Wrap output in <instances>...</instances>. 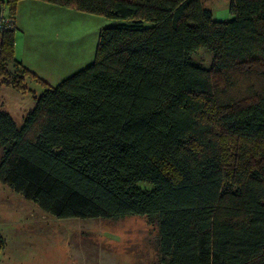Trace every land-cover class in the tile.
Returning <instances> with one entry per match:
<instances>
[{"label":"trees","instance_id":"16d2710c","mask_svg":"<svg viewBox=\"0 0 264 264\" xmlns=\"http://www.w3.org/2000/svg\"><path fill=\"white\" fill-rule=\"evenodd\" d=\"M19 1L0 0V85L43 92L19 124L0 107V183L56 218H155L164 264H264V0L228 21L201 0H40L117 20L54 86L15 57Z\"/></svg>","mask_w":264,"mask_h":264},{"label":"rangeland","instance_id":"374dc122","mask_svg":"<svg viewBox=\"0 0 264 264\" xmlns=\"http://www.w3.org/2000/svg\"><path fill=\"white\" fill-rule=\"evenodd\" d=\"M201 2L204 7L211 10L213 18L217 21H228L233 17L228 9L229 0ZM62 8L60 13L53 15L56 18L53 25L48 26L52 34L55 32L54 29H57L54 43L55 50L59 53L55 55L57 58L54 62L55 64L62 62V65L67 62L75 69L81 66L84 68L94 60L100 29L114 25L117 20L73 8ZM39 28L40 24L37 23L36 29ZM212 57V51L207 48H199L191 54V60L204 68L210 67ZM36 75L48 84L55 85L39 74ZM24 84L27 87L24 93L0 85V107L11 112L17 123H20L22 115L33 106V96H40L43 92V86L32 79L26 78ZM136 185L147 190L152 188V184L146 181H138ZM104 225H135L138 228L136 232L138 236L134 240L120 243L118 246V249H121V245L124 246L123 251L128 256H124L126 253L117 252L105 260L107 264H164L161 261L158 238H155L157 233L155 218L146 216H128L122 219L56 218L0 183V264H50L53 259L57 262L64 261L66 257L64 241L69 240L74 232L67 231V228L75 229L80 226L101 228ZM51 251L57 253L52 254ZM129 259L132 263H126Z\"/></svg>","mask_w":264,"mask_h":264},{"label":"crops","instance_id":"0c3cea01","mask_svg":"<svg viewBox=\"0 0 264 264\" xmlns=\"http://www.w3.org/2000/svg\"><path fill=\"white\" fill-rule=\"evenodd\" d=\"M62 9V6L49 4L48 2L40 0H20L14 16L15 57L26 68L32 72L34 71L49 83L55 85L83 68L81 66L75 69L74 66L69 65L67 62L63 65L62 62H58V64L54 62L57 58L55 55L59 53L55 50L56 46L54 43L57 29H54L56 33L53 32L52 34V30L51 28L48 29V26L53 25V21L56 19L53 15L60 13ZM37 23L40 24L39 29H36ZM51 40L53 41L51 42ZM34 50L36 53L33 52ZM9 113L13 117L12 113ZM66 230H73L74 232L70 235L69 240L64 241L66 251L65 260L57 262L53 259L50 264H107L108 262L105 260H108V257L117 252L121 254L126 253L123 251L124 246L121 245V249H118L120 243L131 242V240H134L138 236L136 233L138 228L135 225H104L101 228L80 226L75 229L67 228ZM73 237L74 240H72ZM155 238H158L157 233ZM50 253L55 254L57 251H51ZM92 255H95L97 258ZM124 256H128L127 253ZM93 258L95 260H92ZM126 261V263H132L131 259Z\"/></svg>","mask_w":264,"mask_h":264}]
</instances>
